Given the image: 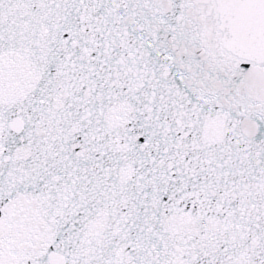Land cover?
<instances>
[{
  "label": "snow or ice",
  "instance_id": "1",
  "mask_svg": "<svg viewBox=\"0 0 264 264\" xmlns=\"http://www.w3.org/2000/svg\"><path fill=\"white\" fill-rule=\"evenodd\" d=\"M0 264H264V0H0Z\"/></svg>",
  "mask_w": 264,
  "mask_h": 264
}]
</instances>
